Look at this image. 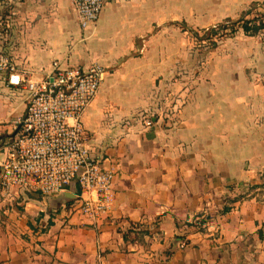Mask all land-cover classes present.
I'll return each mask as SVG.
<instances>
[{
  "label": "crops",
  "instance_id": "crops-1",
  "mask_svg": "<svg viewBox=\"0 0 264 264\" xmlns=\"http://www.w3.org/2000/svg\"><path fill=\"white\" fill-rule=\"evenodd\" d=\"M192 4L105 0L81 29L70 0H0V15L11 16L3 48L35 78L53 62L104 66L82 121L115 169L110 212L94 226L72 205L74 183L48 197L0 189V264H264V39L242 31L196 79L170 80L172 66L160 74L144 36L160 22L191 21ZM199 4L207 22L264 11V0ZM25 99L0 90V144ZM135 228L146 231L142 243L124 239Z\"/></svg>",
  "mask_w": 264,
  "mask_h": 264
},
{
  "label": "built area",
  "instance_id": "built-area-1",
  "mask_svg": "<svg viewBox=\"0 0 264 264\" xmlns=\"http://www.w3.org/2000/svg\"><path fill=\"white\" fill-rule=\"evenodd\" d=\"M70 2L81 29L96 23L105 4V0ZM10 19L0 15V90L25 91L26 106L24 114L13 121V136L2 146L0 189L7 193L24 189L48 197L74 183L78 190L72 205L94 226L110 212L115 169L89 143L82 118L106 69L97 62L86 66L53 62L50 73L35 78L3 48L11 32ZM139 117L145 126L153 124L150 115Z\"/></svg>",
  "mask_w": 264,
  "mask_h": 264
},
{
  "label": "rangeland",
  "instance_id": "rangeland-1",
  "mask_svg": "<svg viewBox=\"0 0 264 264\" xmlns=\"http://www.w3.org/2000/svg\"><path fill=\"white\" fill-rule=\"evenodd\" d=\"M190 1L193 3V19L191 21L169 20L160 22L157 27L153 28V37L151 33L144 36L147 47L153 48L152 53L148 55L149 59L158 63L160 74L167 73L165 67L172 66L170 76L167 77H170V80L175 78L179 81L196 79L199 76L202 63L221 56L217 49L219 47H229L230 42L228 41L237 34H242V30L237 23L234 27H238V30L231 33V23L229 21L207 22L201 20L203 14H199L198 11L200 0ZM256 12L253 11L252 15ZM222 24L225 27H218ZM211 27L218 29L215 32L210 31L207 33L206 30ZM257 34L260 39H264L263 30ZM2 140L0 146L5 145L10 137H3Z\"/></svg>",
  "mask_w": 264,
  "mask_h": 264
},
{
  "label": "trees",
  "instance_id": "trees-1",
  "mask_svg": "<svg viewBox=\"0 0 264 264\" xmlns=\"http://www.w3.org/2000/svg\"><path fill=\"white\" fill-rule=\"evenodd\" d=\"M264 5V4H263ZM249 16V17H248ZM229 23H231V27H230V32L234 33L235 31L238 30V27H234V25L237 23L239 24V28L245 33V34H249V35H254L257 34L259 31L264 32V11L260 12L257 11L255 14L251 15V11L250 9L243 12L239 18L235 19V20H231L229 21ZM225 27V25H219L218 27ZM218 29V28H217ZM215 27H211L209 28L207 31V33H209L210 31L215 32L217 30ZM10 137V136H9ZM244 195H239L233 199H231L230 202H234L240 198H242ZM230 209V206L228 204H226L223 209L222 212H225L227 210ZM197 230H200V227H197ZM146 233V231H138L137 233H133L131 235V231L128 230L126 232H124L123 236L125 240H130V241H137L139 243H142V236L143 234Z\"/></svg>",
  "mask_w": 264,
  "mask_h": 264
},
{
  "label": "water",
  "instance_id": "water-1",
  "mask_svg": "<svg viewBox=\"0 0 264 264\" xmlns=\"http://www.w3.org/2000/svg\"><path fill=\"white\" fill-rule=\"evenodd\" d=\"M10 136H13V133L10 135ZM72 197H74V194L73 193H71V192H69V191H67Z\"/></svg>",
  "mask_w": 264,
  "mask_h": 264
}]
</instances>
